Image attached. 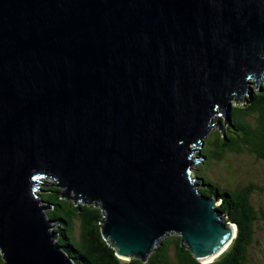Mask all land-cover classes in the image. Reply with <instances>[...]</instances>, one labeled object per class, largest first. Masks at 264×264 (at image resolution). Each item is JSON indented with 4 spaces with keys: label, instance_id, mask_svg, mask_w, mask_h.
Listing matches in <instances>:
<instances>
[{
    "label": "water",
    "instance_id": "water-1",
    "mask_svg": "<svg viewBox=\"0 0 264 264\" xmlns=\"http://www.w3.org/2000/svg\"><path fill=\"white\" fill-rule=\"evenodd\" d=\"M250 77L264 78V0H0L4 264H75L42 177L100 206L122 258L170 233L200 261L219 252L235 226L192 166Z\"/></svg>",
    "mask_w": 264,
    "mask_h": 264
},
{
    "label": "trees",
    "instance_id": "trees-1",
    "mask_svg": "<svg viewBox=\"0 0 264 264\" xmlns=\"http://www.w3.org/2000/svg\"><path fill=\"white\" fill-rule=\"evenodd\" d=\"M231 102L226 118H218L224 133L217 129V137L208 148L210 154L204 153L208 135L204 138L199 155L202 160L195 168V176H198L199 165L206 159L221 163L227 151L247 152L264 160V78L254 84L250 96ZM202 178V183L211 186L200 188V191L207 196H216L221 217L236 228L227 249L209 263L198 260L186 244L180 243V235L172 233L162 237L145 259L122 258L102 234L100 206L63 198L61 188L54 182L43 180L37 188L40 189V199L51 205L46 215L55 226L57 242L75 264H249V247L255 241L254 224L264 222L263 208H255L251 200V193L257 185L248 183L230 189ZM75 221L79 222L78 234L74 231Z\"/></svg>",
    "mask_w": 264,
    "mask_h": 264
},
{
    "label": "rangeland",
    "instance_id": "rangeland-1",
    "mask_svg": "<svg viewBox=\"0 0 264 264\" xmlns=\"http://www.w3.org/2000/svg\"><path fill=\"white\" fill-rule=\"evenodd\" d=\"M248 81L252 82L249 83V85L253 87L255 84L254 79L250 77ZM244 97H246V95L241 96L240 98L244 100ZM219 115L220 117H223L221 114ZM217 118L218 117L214 116L213 120H217ZM217 129H218V125L212 128L208 133V138L204 146V153L206 154H210L208 148L210 147L212 141H214V139L217 137V132H219V130ZM214 147L215 144H213V148ZM197 155H198L197 153H194V156ZM217 163L218 162L212 160L211 158L206 159L198 167V171H197L198 176L204 177L205 179L215 183L216 185L230 189H233L236 186H245L248 183H255L257 187L256 190H254V192L251 193V200L255 205V208L260 206L264 210V160L256 159L254 155L247 152L234 153L227 151L225 153V159L221 163L218 164ZM198 164L199 162H195L193 164L192 176H195L194 172ZM41 180L54 182V180L51 177H42ZM261 188L263 190H261ZM71 200L74 199L71 198ZM49 209L50 208H47L45 212ZM74 225H75L74 231L76 234H78L79 222L75 221ZM254 225H255L254 226L255 241L253 240L252 245H250L249 247V260H250L249 264H264V222L257 221ZM172 234H176V233H172ZM230 243L231 242H229V244ZM227 247L225 246L224 248L227 249ZM171 253H173V250L171 251ZM0 262H3L1 256H0Z\"/></svg>",
    "mask_w": 264,
    "mask_h": 264
},
{
    "label": "bare ground",
    "instance_id": "bare-ground-1",
    "mask_svg": "<svg viewBox=\"0 0 264 264\" xmlns=\"http://www.w3.org/2000/svg\"><path fill=\"white\" fill-rule=\"evenodd\" d=\"M235 229L236 228L232 227L231 236H230L229 240L227 241V243L224 245V247L225 246L227 247L229 245V242L232 241V238H233V236L235 234ZM224 247L217 253H214V254L206 256V257H202L201 258V262L203 261L204 263H206V262H210V261L216 259V257L220 256V254L226 250V248H224Z\"/></svg>",
    "mask_w": 264,
    "mask_h": 264
}]
</instances>
